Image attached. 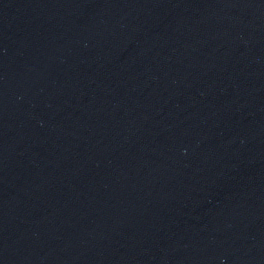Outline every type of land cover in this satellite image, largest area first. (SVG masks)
Instances as JSON below:
<instances>
[{"label": "water", "instance_id": "obj_1", "mask_svg": "<svg viewBox=\"0 0 264 264\" xmlns=\"http://www.w3.org/2000/svg\"><path fill=\"white\" fill-rule=\"evenodd\" d=\"M0 264H264V0H0Z\"/></svg>", "mask_w": 264, "mask_h": 264}]
</instances>
